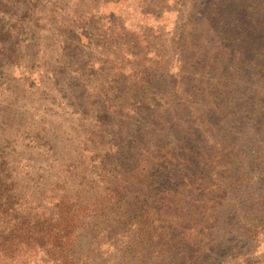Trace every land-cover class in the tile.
<instances>
[{
    "label": "rangeland",
    "instance_id": "rangeland-1",
    "mask_svg": "<svg viewBox=\"0 0 264 264\" xmlns=\"http://www.w3.org/2000/svg\"><path fill=\"white\" fill-rule=\"evenodd\" d=\"M1 217L25 264H264V0H0Z\"/></svg>",
    "mask_w": 264,
    "mask_h": 264
},
{
    "label": "trees",
    "instance_id": "trees-1",
    "mask_svg": "<svg viewBox=\"0 0 264 264\" xmlns=\"http://www.w3.org/2000/svg\"><path fill=\"white\" fill-rule=\"evenodd\" d=\"M4 217V216H3ZM1 217L0 220L3 218ZM1 222V221H0ZM20 225L15 224L13 226L14 228H20ZM2 231L0 230V264H25V260H22L25 258L29 253L32 251L30 248L25 247L24 244L21 243L20 239L17 241H20V244L17 246L15 243H13V248L11 250H6L2 247L1 243V237H2ZM15 231H17L15 229ZM27 236V239H29L28 231L25 233ZM31 235H33V231L31 232ZM19 238L18 234H15L14 239Z\"/></svg>",
    "mask_w": 264,
    "mask_h": 264
}]
</instances>
